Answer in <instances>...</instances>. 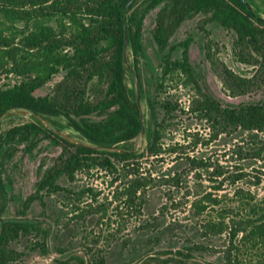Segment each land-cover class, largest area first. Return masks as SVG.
Wrapping results in <instances>:
<instances>
[{"label":"trees","instance_id":"1","mask_svg":"<svg viewBox=\"0 0 264 264\" xmlns=\"http://www.w3.org/2000/svg\"><path fill=\"white\" fill-rule=\"evenodd\" d=\"M156 9L154 64L146 58L143 31L146 16ZM261 13L256 0H0V78L9 81L0 83V121L13 110L33 116L0 130V264L21 263L26 252L16 244L23 238L27 252L43 257L55 252L52 264H108L94 247L77 252L56 244L62 230L55 232L50 223L52 197H59V205L66 200L67 225L79 230L93 221L99 230L95 246L102 226L115 228L106 240L140 253V264H264V196L251 191L259 180L239 185L246 173L230 171L209 150L218 138H228L238 142L227 153L236 160L264 161V101L222 104L202 87L203 76L190 64L192 40L171 42L181 24L196 15L231 32L235 58L252 68L249 77L216 65L208 47L205 55L224 88L233 96L245 95L264 85ZM177 51L179 57L173 58ZM59 74L52 94L35 95ZM166 85L191 93L187 111L163 96ZM186 113L203 124L207 137L184 132L183 143H166L167 133ZM64 129L83 143L62 137ZM142 133L145 147L134 150L131 143ZM45 141L59 154L51 165L39 164L32 194H13L4 179L7 162L20 146L31 156ZM79 175L105 176L112 189L100 197L94 189L63 186ZM159 195L164 203L158 214L145 215ZM34 204L41 207V217H30ZM172 214H182L189 231L175 249L160 246L173 242L167 235L176 222L167 221ZM130 219L136 222L133 233L118 239ZM220 239L223 245L216 244ZM213 254H219V262L201 260Z\"/></svg>","mask_w":264,"mask_h":264},{"label":"rangeland","instance_id":"2","mask_svg":"<svg viewBox=\"0 0 264 264\" xmlns=\"http://www.w3.org/2000/svg\"><path fill=\"white\" fill-rule=\"evenodd\" d=\"M143 1V0H140ZM256 3L261 8V16L264 18V2L261 0H256ZM158 9L151 11L144 20V31H143V43L145 45V53L148 61L155 64V46L152 43L151 31L154 27V20ZM185 39H191L192 42L189 46L188 54L190 64L193 66L195 71L203 76L201 85L205 90H207L211 95H213L222 104H246L252 102L264 101V85L260 88L255 89L245 95L233 96L231 95L223 86L222 81L218 74L216 73V66L207 59L205 53V48L210 49L211 57H213L216 65L223 64L229 68L234 74L249 77L251 75L252 68L242 64L237 61L233 51V34L215 23L208 20V16L196 15L184 23L176 30L171 38V42L178 43ZM180 52L177 51L173 58H178ZM131 62L130 51H126V65L128 66ZM145 61H141L140 67L142 69L143 77L148 74L146 67L144 66ZM11 78V77H10ZM62 79V75H56L50 82H48L43 88L38 90L36 96H45L52 94L54 86L59 83ZM11 80V79H10ZM15 80L10 81L13 83ZM8 79L0 78V83H8ZM166 85V93L163 95L166 98H171L176 101L178 105L182 106L185 111H187L188 100L191 93L183 88L172 89ZM140 107L144 115L147 114V109L145 104L139 99ZM32 114L23 110H13L6 113L0 121V130H7L8 128L26 123L32 120ZM45 123V122H43ZM176 127L174 131L168 132L165 142L166 143H183V136L185 133H199L203 137H207V130H204L202 123L198 122L195 118L190 116L188 113L181 114L176 122ZM46 124V123H45ZM59 134L62 137L69 139L75 143H83L82 140L71 130L64 129ZM238 144L236 140L231 141L226 138H218L217 141L211 143L210 151L217 157L222 163L229 165L230 171H243L246 173V180L239 183L245 187L249 186V183H256L259 180V184L251 187V191L258 197L264 196V161H259L255 159L251 160H236L234 155H229L228 149H232L234 144ZM132 147L134 150L141 151L145 147V133L139 135L134 141H132ZM22 146L18 148V151L14 157L7 162L4 171V179L10 186L13 194L19 195L21 197H27L34 192L36 181L38 180L37 168L39 164H44L49 166L52 164L53 160L59 154V148H55L47 145V141L42 142L39 147L33 152L31 156L24 154L22 151ZM200 151V150H199ZM226 155V156H225ZM225 156V157H223ZM170 162L171 158H167ZM109 178L102 175H92V176H77L75 182L67 184L62 183L63 186L71 190H79L82 188L94 189L93 193L98 192L101 194L100 197H105L111 191L109 187ZM96 189V190H95ZM86 197L84 200H87ZM64 203V204H63ZM164 203V199L161 196H154L151 200L148 211L145 215L158 214L159 207ZM66 200L62 199L61 205H59V197H52L49 200L48 208L54 211L53 216H51L50 223L55 232L62 230L59 234L57 245H67L71 250L77 252H83L86 247H94V250H101L105 256L108 264L120 263L128 261V264H140L142 259L140 258V253L131 254L127 250H120L117 247L118 243H114L111 240H106V235L108 233H113L115 228H108L105 225L102 226V231L100 232L98 238L100 239L99 244L96 246L92 243L93 239H96V233L99 231L93 221H89L82 227L78 229L73 228L74 224L67 225V219L70 217L66 216L65 213H70ZM59 209H62L60 219H59ZM10 215L15 214V207L12 205L9 210ZM31 216L41 217V207L37 204L33 205L32 211L29 214ZM173 218L176 219L175 223H172L168 227V236L173 239L171 243H161L160 246H169L179 248L184 245L181 243L184 236L189 232L187 227H184L182 214H172L167 217V221H172ZM172 219V220H171ZM126 219H124L125 221ZM49 221V220H48ZM127 224V225H126ZM136 222L134 219L127 220L125 222V230L120 234H117V238L121 239L126 235H131L133 232V225ZM182 226V227H181ZM179 241V243H177ZM224 239L216 240L217 245H223ZM54 244V243H52ZM28 245L27 239H20L16 247L20 251H25L26 255L22 259L20 264H52L53 258L57 255L55 252H51L48 257L41 256L37 251L27 252L25 247ZM142 254V253H141ZM202 261L219 262V254L204 255L201 258ZM146 264H156L155 262Z\"/></svg>","mask_w":264,"mask_h":264}]
</instances>
